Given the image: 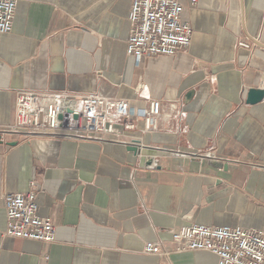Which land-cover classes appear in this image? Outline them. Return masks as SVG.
<instances>
[{
	"label": "crops",
	"instance_id": "crops-1",
	"mask_svg": "<svg viewBox=\"0 0 264 264\" xmlns=\"http://www.w3.org/2000/svg\"><path fill=\"white\" fill-rule=\"evenodd\" d=\"M131 4L19 0L12 32L0 34V264H217L210 252H175L173 232L264 231V101L246 103L250 89H264V0H182L190 48L140 63L127 54ZM21 91L96 93L135 109L159 101L163 116L177 103L178 112L152 133L139 121L104 141L22 143L3 134ZM134 141L140 156L128 150ZM31 190L56 226L54 243L5 236L3 197ZM147 242L170 254H145Z\"/></svg>",
	"mask_w": 264,
	"mask_h": 264
},
{
	"label": "built area",
	"instance_id": "built-area-1",
	"mask_svg": "<svg viewBox=\"0 0 264 264\" xmlns=\"http://www.w3.org/2000/svg\"><path fill=\"white\" fill-rule=\"evenodd\" d=\"M196 6L199 0H187ZM19 0H0V34H9ZM182 0H132L129 16L130 35L127 54L138 63L144 59L174 57L187 51L192 43L193 28L182 19ZM241 47L251 49L247 42ZM178 112V104L170 105V114ZM159 101L147 109H135L125 100L91 93L70 96L41 91H21L17 95L15 121L3 132L17 137L19 142L33 139H71L104 141L123 133L118 129H135L139 121L144 131H159L163 116ZM153 162L148 167L155 168ZM7 228L5 236L51 244L56 241L57 229L51 218L39 214L38 193L5 194ZM175 252L205 251L217 256V264H264V231L241 226H207L191 224L173 232ZM147 255H169L162 244L147 242Z\"/></svg>",
	"mask_w": 264,
	"mask_h": 264
},
{
	"label": "water",
	"instance_id": "water-1",
	"mask_svg": "<svg viewBox=\"0 0 264 264\" xmlns=\"http://www.w3.org/2000/svg\"><path fill=\"white\" fill-rule=\"evenodd\" d=\"M192 96V93H189L187 98H190ZM264 101V89L259 88H252L248 91L246 96V103L248 105H257ZM0 143L2 142V135L0 134ZM11 146L17 145V143L10 144ZM130 152H132L135 156H140L142 153L141 144L139 141H134L128 148ZM208 163L210 166L214 168L219 169H225L228 170L229 163L225 162L224 160H220L217 158H208ZM149 164V163H148Z\"/></svg>",
	"mask_w": 264,
	"mask_h": 264
}]
</instances>
